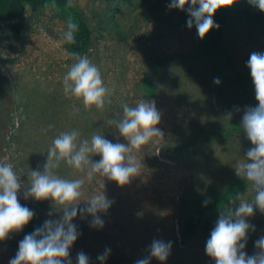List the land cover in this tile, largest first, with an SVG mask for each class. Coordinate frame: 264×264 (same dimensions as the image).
Returning a JSON list of instances; mask_svg holds the SVG:
<instances>
[{"label":"rangeland","instance_id":"1","mask_svg":"<svg viewBox=\"0 0 264 264\" xmlns=\"http://www.w3.org/2000/svg\"><path fill=\"white\" fill-rule=\"evenodd\" d=\"M170 3L71 0L93 30L87 57L112 89V103L103 110H85L80 100L63 92V77L75 62L63 40L68 20L64 12L55 6L38 11L27 7L23 17L0 26V163L12 164L22 183H28L30 170L43 171L46 154L60 132L76 130L80 140L101 134L113 143L127 144L108 123L122 116L124 104L151 100L161 112L158 127L163 139L155 138L137 152L143 167L128 185L98 176L89 182L66 163L56 170L61 177L85 180L82 200L102 191L104 184V193L114 201L107 214H101L102 229L89 226L90 216L81 220L78 214L73 220L81 226V235L70 249L72 264H77L81 251L90 264H100L97 257L106 248L111 251L104 264H134L148 255L153 239L172 242L164 264H215L205 246L220 212L238 206L239 201L230 203L237 193L249 201L254 197L250 182L237 177L233 166L253 147L240 121L245 106L258 105L246 64L252 52H264V30L235 19L224 35L226 59L195 58L202 40L195 26L187 27V12L169 9ZM149 81L156 88L151 96ZM234 106L241 111L229 122L223 114ZM23 192L18 193L22 199ZM208 197L211 203L204 206ZM25 201L42 223L62 215L51 200ZM205 207L211 208V228L200 227L184 242L183 222ZM248 219L255 231L249 230L244 251L253 255L258 251L255 241L264 236V213L256 209ZM23 238L22 230L0 241V264H9ZM150 264L161 262L153 258Z\"/></svg>","mask_w":264,"mask_h":264},{"label":"clouds","instance_id":"2","mask_svg":"<svg viewBox=\"0 0 264 264\" xmlns=\"http://www.w3.org/2000/svg\"><path fill=\"white\" fill-rule=\"evenodd\" d=\"M238 2L239 0H171L167 7L186 11L189 16L187 27L191 29L195 26L199 38L204 39L210 30L219 29L213 18L215 13L220 8L231 7ZM247 2L264 12V0ZM69 5L71 6V0ZM185 5H189L187 9ZM77 31L78 24L68 18L63 40L75 44ZM73 55L75 62L63 77L65 96L80 100L85 110L93 107L103 110L106 104L112 103V89L105 85L99 68L87 56L78 53ZM246 66L250 70L258 105L245 106L240 127L253 147L233 167L237 177L250 182L254 197L249 201L245 194L237 193L230 203L239 201L238 206L234 210L225 208L220 212L205 246L206 254L215 264H264V236L255 241L257 252L248 255L244 251L249 230L255 231V226L250 224L248 218L254 216L256 209L264 213V52H252ZM213 82L219 84L220 80L214 78ZM240 111L239 107L234 106L233 110L223 114V118L231 122L234 113ZM108 123L115 126L127 144L113 143L101 134H93L90 140H80V133L76 130L60 132L54 137L46 154L43 171L30 170L27 173V184L21 182L12 164L0 163V241H6L10 233L21 232L35 215L19 202L18 193L21 189H24L25 200H51L53 206L62 212L59 218L47 219L40 227L26 234L19 241L18 251L9 260V264H72L70 249L81 235L78 225L73 223L78 214L81 220L91 217L90 227H104L101 214H107L114 203L104 193V184L101 185L102 191L82 200L85 180L59 176L56 170L61 163L75 169L89 182L98 176L123 187L141 174L143 164L142 160H138L137 152L155 138L163 139L164 136L163 130L158 127L161 112L155 101L151 100L141 99L135 106L124 104L122 116L110 119ZM93 156H99L100 159L94 161ZM82 202L84 206L80 207ZM209 203L211 197L203 202L204 206ZM171 249V241L153 239L148 255L137 259L134 264H150L153 258L164 264ZM110 251V248H106L98 255L100 264H104ZM76 261L77 264H90V258L82 251L77 253Z\"/></svg>","mask_w":264,"mask_h":264},{"label":"trees","instance_id":"3","mask_svg":"<svg viewBox=\"0 0 264 264\" xmlns=\"http://www.w3.org/2000/svg\"><path fill=\"white\" fill-rule=\"evenodd\" d=\"M47 6H55L66 14L68 18L78 24V31L75 34L76 43H66L67 49L82 56H87L93 45V30L89 23L84 19L83 15L77 8L69 5L68 0H0V26L5 22L21 18L25 15L27 7L33 11H38ZM198 7V5H197ZM214 21L219 25V29L213 28L202 40V51L197 52L195 58L203 57H220L227 58V52L224 49L223 41L227 27L235 20L239 19L248 22L253 26L264 30V12L258 8L251 6L248 2L236 3L231 7L220 8L214 15ZM240 78V85L246 92V86ZM149 94H156L154 82H148ZM18 199L21 205L27 206L35 215L27 226L23 229V235L33 232L37 227H40V216L37 210L18 194ZM213 224L211 216V208L205 207L198 211L195 215L185 220L181 227V237L184 242H189L197 233V230L202 227L209 230ZM78 231H81V226H78Z\"/></svg>","mask_w":264,"mask_h":264}]
</instances>
